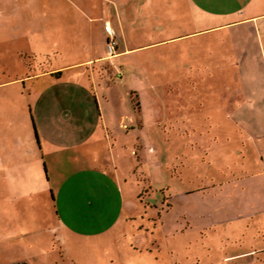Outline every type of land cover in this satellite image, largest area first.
Segmentation results:
<instances>
[{
  "label": "rangeland",
  "instance_id": "rangeland-1",
  "mask_svg": "<svg viewBox=\"0 0 264 264\" xmlns=\"http://www.w3.org/2000/svg\"><path fill=\"white\" fill-rule=\"evenodd\" d=\"M262 14L264 0H0V264H264V50L242 63L245 24L178 37ZM100 54L114 72L84 79L97 129L37 167L35 94L53 87L26 77L55 84Z\"/></svg>",
  "mask_w": 264,
  "mask_h": 264
},
{
  "label": "crops",
  "instance_id": "crops-1",
  "mask_svg": "<svg viewBox=\"0 0 264 264\" xmlns=\"http://www.w3.org/2000/svg\"><path fill=\"white\" fill-rule=\"evenodd\" d=\"M262 20H264V14L260 16L255 15L246 17L221 25H214L210 28L197 30L196 32H189L178 37L188 38L191 34L193 35V33H196L197 36H203L207 33L210 34L212 32H216L221 28L226 29L228 27H232V25H230L232 23H235V26L245 24L249 29L247 31L251 32L254 38L252 36L251 39L249 36V39L246 43V45H248V51L240 58L242 59V63H245L247 64V67H250L252 64H254V61H257L258 63L260 62L259 53H262V49L264 50V24L259 23ZM122 52L123 51H118L115 53V55H118ZM94 64H104L105 66L109 65L111 71H113L114 68L108 62L107 55L100 54V56L96 58H86L67 64V70L76 72L73 73L75 76H65L64 71L61 70L63 68H56L54 71H51L57 72L60 70V74L56 76L59 80L55 84L51 81V79H49V76L51 75L49 74L50 72L35 73L34 75L26 77L30 80L47 78V83L53 87V89H51L49 92H46L45 90L43 92L42 90H38L35 94L37 97L35 106H37L38 113L41 116V122L39 124L40 127L34 126V130L37 135V144L42 151L40 162L38 157H35L36 162L34 164L37 167L39 163L40 166L43 164L45 171H47L50 164V162L47 160L48 156L54 157L56 152L68 150L71 147L79 145L83 141L90 139L97 129L98 119L102 116L100 98L97 97L96 92L92 91L90 86L91 84L84 82L85 78H95L94 74H91L92 67H90ZM80 68H85L86 70H89L90 73L86 75L77 72L80 70ZM248 71L251 73V69H248ZM41 97L43 98L41 99ZM27 138L28 139L25 140L26 145L23 146L25 152L31 150V145L28 141L30 139L29 137ZM8 154V160H12L14 157L13 153L8 152ZM45 156L47 157L44 160ZM1 165L2 170L4 171H14L17 168H22L19 166L22 165L20 162L6 165L1 162ZM30 165L31 162L24 164L26 168H29ZM46 178L47 175L45 176L44 173L39 179V183L47 184L48 180Z\"/></svg>",
  "mask_w": 264,
  "mask_h": 264
},
{
  "label": "built area",
  "instance_id": "built-area-1",
  "mask_svg": "<svg viewBox=\"0 0 264 264\" xmlns=\"http://www.w3.org/2000/svg\"><path fill=\"white\" fill-rule=\"evenodd\" d=\"M105 31L108 34L107 51L111 55H114L115 50H116V46H117V42H116L115 37H114V32L112 31V29L110 28V26L108 24L105 25Z\"/></svg>",
  "mask_w": 264,
  "mask_h": 264
},
{
  "label": "trees",
  "instance_id": "trees-1",
  "mask_svg": "<svg viewBox=\"0 0 264 264\" xmlns=\"http://www.w3.org/2000/svg\"><path fill=\"white\" fill-rule=\"evenodd\" d=\"M55 74H56V76H58L60 74V71L55 72ZM0 83H2V82L0 81ZM13 264H24V263H13Z\"/></svg>",
  "mask_w": 264,
  "mask_h": 264
}]
</instances>
